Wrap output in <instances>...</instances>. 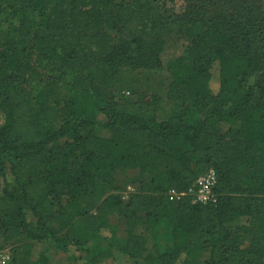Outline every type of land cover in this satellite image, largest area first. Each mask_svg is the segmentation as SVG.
<instances>
[{"label": "trees", "instance_id": "trees-1", "mask_svg": "<svg viewBox=\"0 0 264 264\" xmlns=\"http://www.w3.org/2000/svg\"><path fill=\"white\" fill-rule=\"evenodd\" d=\"M156 2L0 0V236L13 245L9 262L55 264L27 242L47 241L66 264L82 258L73 249L90 255L86 264L115 250L143 264H264V0H182L180 13L158 20ZM169 23L190 39L169 68L170 108L146 92L102 96L123 70L162 69L158 29ZM36 60L52 76L32 93ZM210 168L217 203L170 199V188L185 190ZM124 170L139 180L119 185ZM129 184L135 191L123 198ZM161 228L165 249L145 256Z\"/></svg>", "mask_w": 264, "mask_h": 264}, {"label": "rangeland", "instance_id": "rangeland-1", "mask_svg": "<svg viewBox=\"0 0 264 264\" xmlns=\"http://www.w3.org/2000/svg\"><path fill=\"white\" fill-rule=\"evenodd\" d=\"M182 0H177L176 2H171L167 0H157L155 3L156 10L155 13L157 14V20L162 17H167L172 13H180L182 9ZM137 23H133L132 25L128 26L124 30V34H129V31L135 29L137 27ZM159 35H161L164 40L166 41L165 50L163 53V67L157 71H129L123 70L119 81L117 84L112 87L107 92L101 91L100 94L105 97H114L115 99H127V98H136L140 92H146L149 94L158 95L161 100L164 102V105L167 108H170L171 101L169 97V83L172 80L171 72H170V65L174 59L182 55L187 46L190 43V39L185 37L184 35L180 34L178 30V26L174 23H169L168 25H163L158 29ZM119 35V34H118ZM36 62V69L39 74L31 76L29 83L27 84L28 91L34 93L41 88V85L44 83V79L46 77H50L51 72L49 65L47 63H41L39 61ZM212 87L214 90H218L219 87V65L218 63L215 64L212 70ZM64 90L59 88L58 97H63ZM65 97V96H64ZM169 102V103H168ZM96 118L98 120L103 119L104 116L102 114H97ZM5 115L2 111H0V125L4 122ZM96 132L100 135L107 136L109 132L103 129L101 126L96 127ZM236 168L238 169L240 176L244 177L247 172V167L244 163L239 162L236 164ZM162 167L157 168V171L154 173L158 180L161 179V172ZM139 171L138 170H124L118 173L117 175V182L119 185L126 184L131 181L139 180ZM150 179H146V181ZM116 194V192H113ZM124 202L121 206V216L117 222L118 224V237L119 240L122 241L126 235V222H125V208ZM54 224L60 228L62 224L58 221L54 222ZM63 231V229H62ZM164 229L161 228L159 230V238L151 240L148 244V252L145 256L148 255H156L157 253L162 252L166 247V241L162 237V233ZM252 237L247 236L245 238V245H249L251 242ZM30 247L33 248L34 252H43L48 256V258L53 261L55 264H66L67 263V254L63 251L54 247L50 242L47 241H27ZM96 244V241H92L88 247H92ZM104 246V245H103ZM10 251L13 253V245L6 243L3 241L2 237L0 236V251ZM74 253L77 256L82 257L79 260L72 259L70 260L71 264H86L84 261V257H89L85 251L83 250H75L73 249ZM144 259H132L129 256L122 254L118 251H114L112 257L104 260L100 264H143ZM8 264H15L12 261Z\"/></svg>", "mask_w": 264, "mask_h": 264}, {"label": "built area", "instance_id": "built-area-1", "mask_svg": "<svg viewBox=\"0 0 264 264\" xmlns=\"http://www.w3.org/2000/svg\"><path fill=\"white\" fill-rule=\"evenodd\" d=\"M217 182V171L214 168H210L203 175L199 176L187 189L170 188L168 196L172 201H180L184 197L189 196L192 203L195 204H215L218 201V195L215 192ZM134 191L135 187L133 185H127L122 193L123 198H127L129 193ZM10 260V251H0V264H7Z\"/></svg>", "mask_w": 264, "mask_h": 264}]
</instances>
